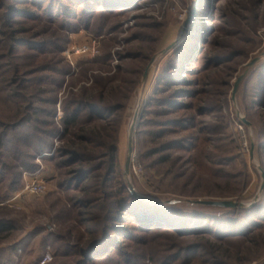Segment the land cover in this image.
<instances>
[{
  "label": "rangeland",
  "instance_id": "374dc122",
  "mask_svg": "<svg viewBox=\"0 0 264 264\" xmlns=\"http://www.w3.org/2000/svg\"><path fill=\"white\" fill-rule=\"evenodd\" d=\"M55 1L54 13L42 12L37 20L14 16L24 23L0 25V121L12 126L4 129L0 149L4 169L11 172L0 185V211L14 226L0 233V264H39L47 251L51 260L46 264H78L83 253L87 260L102 257L96 264H201L198 255L209 264H263L264 57L249 70L235 101L233 88L245 65L264 53V0H199L194 25L183 37L195 0H107L109 10L87 0ZM14 2L18 0H9L8 6ZM3 16L0 11V20ZM13 32L16 38L26 37L28 44H18L24 41L12 39ZM83 46L89 49L82 52ZM102 87L121 92L112 101L121 102L108 118L112 128L89 120L85 109L79 126H96L100 142L116 138V165L108 178L106 163L94 153L87 170L95 177L82 175L80 188L71 185L81 164L65 155L70 137L62 130V120L66 111L78 107L76 99L97 96ZM166 99L176 108L162 105ZM139 106L130 180L138 194L162 204L136 197L124 178ZM237 111L251 124L253 152L249 126L239 121ZM29 115L30 121L24 122ZM186 117L195 129L185 130ZM242 137L249 151H243ZM171 142L180 145L166 149ZM167 154L170 158L163 161ZM34 176L44 180L46 191L9 202L7 182L18 180V192L21 183ZM119 182L139 199L141 209L153 210V216L116 210ZM168 199L183 202L164 203ZM198 199L236 200L247 206L187 202ZM249 222L250 232L258 233L256 246L238 233H230L222 243L204 235L202 240H182L167 234L180 235L188 232L185 228L195 233L209 228L236 232ZM152 224L173 225L177 231L149 228ZM211 241L222 253L211 257L203 249H192L200 243L211 248Z\"/></svg>",
  "mask_w": 264,
  "mask_h": 264
},
{
  "label": "trees",
  "instance_id": "16d2710c",
  "mask_svg": "<svg viewBox=\"0 0 264 264\" xmlns=\"http://www.w3.org/2000/svg\"><path fill=\"white\" fill-rule=\"evenodd\" d=\"M8 1L9 0H4L3 2L0 1V11H2L4 13L3 19L0 20V25H5V26H9V27H13V26H18L24 23V21L22 20H14L12 19L14 16H24L27 17L28 19H40L41 18V14L42 12H51L54 13L55 12V8H57V3L55 0H51V2H49V0H18V2H14L12 3V6H8ZM16 1V0H14ZM72 3L74 2V0H70ZM88 3H98L97 5L102 6L103 10H109V7H107L106 5V1L107 0H87ZM116 1H124V2H128L129 0H116ZM16 3H22L24 4L23 8H17V4ZM48 5V6H46ZM46 6V7H45ZM123 6H119L117 8H121ZM19 9V10H18ZM36 9V10H34ZM34 10V11H33ZM65 10V9H64ZM20 11V12H18ZM69 12V10H67ZM67 12V13H68ZM61 14H63V12H60ZM66 13V12H64ZM12 29V28H11ZM10 29V30H11ZM19 29V28H18ZM21 30V29H20ZM20 30L19 33H20ZM23 30V29H22ZM12 31H17V29H12ZM2 33V32H0ZM12 34L10 37L12 39H16V41H24V42H17L18 44H28V40L26 39V37H19L16 38L14 32L10 33ZM2 42H0L1 44ZM6 45V44H5ZM16 45V44H15ZM7 47V45H6ZM5 48V47H4ZM9 51L10 49L7 48ZM13 50H15V48H13ZM12 72L14 71V73H17V68H14L13 70H11ZM180 77H183L180 75ZM182 79V78H181ZM183 80V79H182ZM104 87V86H103ZM101 88V92H99V94L97 96H92L91 98H78L75 100V102L78 104V107L75 110H70V111H66L65 115L63 117L62 120V130L67 133V135L70 137L68 139V143H67V147H66V154L65 155H69L71 157V162H75L78 161L81 164V168L79 170H76L77 172H80V174L74 178V180L71 182V185H76L77 187L81 188V176L85 175L86 173V177H92L94 178V172L93 170H87L88 168V163H90L91 160H93L94 157V153L99 152V157L100 159H102L107 166V170H108V174L109 177L113 174L114 171V166L116 165V155H115V137L110 136V138H108L109 140L107 141H103L100 142L98 139L101 137V131L99 132V129L96 126H90V127H81L79 126V123L81 122L80 120V113L81 111H83L84 109L87 111V116L88 119L91 121H104L103 122V126H105L106 128H112V123L108 122V118L112 117L113 115H115V111H117V109H119V107H121V102L116 104H112V101L117 99L115 98V95H118L121 93L120 91H117L116 93L114 92V90H109L108 92H106V88ZM166 89V88H165ZM180 92H182L181 89H179ZM14 96H12L13 98ZM19 96H16V98L18 99ZM87 102H85V100ZM170 100H163L162 105L166 106V105H170L173 108H176V106H173V103H169ZM179 104V102H177ZM175 105H178V104ZM32 109V108H31ZM165 109V108H164ZM166 110V109H165ZM32 118V115H29L28 118H26V120H24V122L26 121H30L29 119ZM187 118V117H186ZM189 119V118H187ZM188 124L185 127V130L188 129H195L196 125L194 124V121H191L189 119V121L187 120ZM186 122V123H187ZM23 122H20V124H15L14 126L17 127L19 125H22ZM27 123V122H26ZM180 123H183L182 121ZM185 125V124H183ZM179 124L180 127H183L182 129H184L185 127ZM0 127H2V130L0 131L1 133V137H0V149L2 148V146L4 147L3 144V136L5 135V130L4 129H10L12 128V126H8V124L0 121ZM169 128H167L168 130ZM4 130V131H3ZM166 130V128L163 129V131L160 132L159 135L165 133L164 131ZM171 130H176V128H171ZM198 131V129L196 130ZM79 132H83V135H80ZM201 133H204V131H202ZM112 137V138H111ZM188 142L191 143V141H194V138H188L186 137ZM199 138H197L196 140H198ZM180 142H171V144H169L170 146H167L166 149H168L169 147L171 149H174L175 147H179L178 145ZM168 145V144H167ZM261 149H264V144H260ZM182 147H185L182 145ZM104 151V152H103ZM190 151V150H189ZM207 160L211 161V163H216L215 158L210 157V156H205ZM96 158V157H95ZM168 158H170L169 154L164 155L162 157L163 161H166ZM4 163L0 160V185H2V183L4 181H6L8 179V175L11 174L10 171H7L4 169ZM205 166L209 169V164H205ZM90 167V166H89ZM88 171V172H86ZM121 178V177H120ZM110 182V179H108L107 181H105L106 185H108V183ZM7 194L6 196L9 195H14L16 193V190L18 189V187L20 186L18 180H15L14 178H12L10 180V182H7ZM23 185V183H21ZM1 190V188H0ZM118 192L115 191L114 196H116L115 198V208L116 210H123L126 211L125 209H131V212H125L126 215H131V213L136 214L137 212L147 216V217H151L153 216V210L151 209H141V205L139 204V199L133 197L130 193L129 190L125 189V187L123 186V184L121 182H119V184L117 185L116 189ZM222 195L226 194L227 192H219ZM11 196V197H12ZM2 208H0L1 210ZM12 219L10 218H5L4 215H2V212L0 211V233L1 232H7V231H11L14 226L12 223ZM173 223V222H172ZM163 224V223H162ZM251 225L252 223L249 222V224H247L245 226V228L243 230L241 229H237L235 230L236 232H229L232 230H228L227 228H224V230L221 228L219 230L215 231V228H209L208 230H202L203 232H197L195 233V231H190L191 228H185L184 231H188L185 233H181L180 235H177L176 233L178 232H167V234L169 235H173L174 234L178 237H180L182 240H192V237H196L197 240H202L204 239V236H207L209 238H211V240H216L218 242H224L225 240L229 239L227 237H230L232 234L230 233H234V234H240L243 237V240H247V243H254V245L256 246L257 243H259L258 239L259 237H256L258 233H254V232H250L251 230ZM156 228V229H160V230H164L166 229V231L168 230H175L173 225H156V224H152L150 225L149 228ZM121 228V227H119ZM148 228V229H149ZM163 228V229H162ZM250 229V230H249ZM190 231V232H189ZM190 233V234H188ZM254 233V234H253ZM187 235H192V236H187ZM107 237V236H106ZM191 237V238H190ZM109 239V237H107ZM190 238V239H189ZM212 242V241H211ZM195 244L198 245V243L196 242ZM115 249V248H113ZM192 249H203L204 252L206 253V255H210L211 257H213L215 254L221 252L222 253V247L220 245H215L212 242V247L211 248H207L204 243H200L199 246L192 248ZM86 255V253H83V258L80 260V262L78 264H96L97 262L99 263V261H101L98 258H93L91 260H87V257L84 258V256ZM174 255V254H173ZM179 255V254H178ZM178 255L174 256L175 260L178 259ZM126 256V255H125ZM128 256V255H127ZM126 256V257H127ZM109 257V256H108ZM198 260H200L201 264H209L211 263L210 260H202L204 258L200 257L198 255ZM230 257V256H229ZM238 258L240 259V257L238 256ZM129 260H130V255H129ZM242 260V259H240ZM213 264V263H212Z\"/></svg>",
  "mask_w": 264,
  "mask_h": 264
},
{
  "label": "water",
  "instance_id": "95a60500",
  "mask_svg": "<svg viewBox=\"0 0 264 264\" xmlns=\"http://www.w3.org/2000/svg\"><path fill=\"white\" fill-rule=\"evenodd\" d=\"M198 3H199V0H195L194 3H193V6L191 8V11L190 13L188 14L186 20H185V24H184V30H183V35H186L189 33V31H191L193 25H194V17H195V14L197 12V6H198ZM177 41L174 43L176 44ZM174 44H171L170 46H168L167 48H165L163 50V53H165L166 51H168L170 48L173 47ZM264 57V53L254 57L252 60H250L246 65H245V68L243 70V72L238 76L235 84H234V88H233V100L235 101L236 100V93H237V90L239 89L242 81L244 80V78L246 77V75L248 74L249 70L255 65L257 64L262 58ZM149 69H150V66L146 69V71L144 72L143 74V77L140 81V85L142 86L143 84L146 83L148 77H149ZM140 111H141V107L139 106L137 109H136V112H135V115H134V118H133V122H132V126H131V137H130V140H129V150H128V154H127V157H126V162H125V168H124V178L129 181V189L131 190V192L138 198H142V199H151L152 201L156 202V203H159V204H162L163 202L161 201H157L153 198H149V197H144L140 194H138L135 190V187L133 185V183H131V180H130V173H131V161H132V157H133V133H134V130H135V127L137 126V121L139 119V115H140ZM237 116L239 118V121L242 122L243 124H246L247 126H249V131H250V145H251V152H253L254 150V141H253V137H252V133H251V130H250V127H251V124L250 122L245 118V116H243L239 111H237ZM261 171H262V168H261ZM263 173V171H262ZM263 176H264V173H263ZM264 187V182L261 186V188ZM183 202V200H180V199H168L166 200L164 203H167V204H179ZM188 203L190 204H197V205H206V206H212V207H221V208H236V207H239V206H242V207H246L247 204H244L243 202L241 201H236V200H228V199H222V200H208V199H198V200H187ZM264 264V263H263Z\"/></svg>",
  "mask_w": 264,
  "mask_h": 264
},
{
  "label": "built area",
  "instance_id": "2783aa9c",
  "mask_svg": "<svg viewBox=\"0 0 264 264\" xmlns=\"http://www.w3.org/2000/svg\"><path fill=\"white\" fill-rule=\"evenodd\" d=\"M82 52L87 51L89 49L87 46L80 47ZM239 128L242 130V126H239ZM242 148L243 151H249L248 150V144L246 142V138L242 137ZM46 191V184L42 178L39 176L30 177L26 180H24L23 185L20 189V191L16 192L8 201H14L17 198H19L21 195H39ZM51 260V254L49 251H47L43 256L41 257L39 264H46Z\"/></svg>",
  "mask_w": 264,
  "mask_h": 264
}]
</instances>
